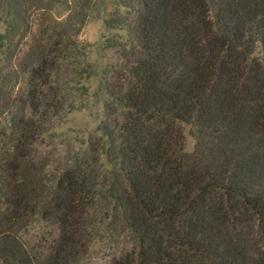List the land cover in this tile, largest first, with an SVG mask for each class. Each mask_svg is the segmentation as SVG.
I'll return each instance as SVG.
<instances>
[{
	"label": "trees",
	"instance_id": "16d2710c",
	"mask_svg": "<svg viewBox=\"0 0 264 264\" xmlns=\"http://www.w3.org/2000/svg\"><path fill=\"white\" fill-rule=\"evenodd\" d=\"M97 1L0 0V264H264V0H111L95 80Z\"/></svg>",
	"mask_w": 264,
	"mask_h": 264
},
{
	"label": "rangeland",
	"instance_id": "374dc122",
	"mask_svg": "<svg viewBox=\"0 0 264 264\" xmlns=\"http://www.w3.org/2000/svg\"><path fill=\"white\" fill-rule=\"evenodd\" d=\"M111 9V0H98L90 19L81 32V38L93 45L91 60L96 67L95 80L99 78L101 68L104 64L101 57L103 38L106 36V32L104 31V20ZM56 16L63 19L65 14L60 10ZM1 31L2 26L0 25V32ZM94 125L90 113H73L68 117L67 122L62 126L60 131L65 133L66 138L69 140L75 139L76 141H84L87 137H90L91 133L94 131ZM183 127L186 145L185 151L191 153L195 145V140L189 133L190 127L185 125Z\"/></svg>",
	"mask_w": 264,
	"mask_h": 264
}]
</instances>
